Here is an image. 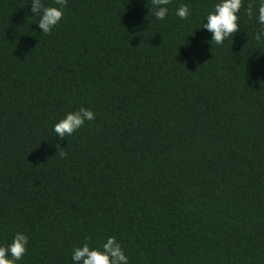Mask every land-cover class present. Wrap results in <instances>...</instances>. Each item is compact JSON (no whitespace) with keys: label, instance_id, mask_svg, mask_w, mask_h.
<instances>
[{"label":"trees","instance_id":"obj_1","mask_svg":"<svg viewBox=\"0 0 264 264\" xmlns=\"http://www.w3.org/2000/svg\"><path fill=\"white\" fill-rule=\"evenodd\" d=\"M215 2L160 21L151 0H67L45 34L31 0H0V244L28 235L18 264L109 236L129 264H264L261 25L244 0L232 41L207 43ZM81 106L95 119L57 137Z\"/></svg>","mask_w":264,"mask_h":264},{"label":"clouds","instance_id":"obj_2","mask_svg":"<svg viewBox=\"0 0 264 264\" xmlns=\"http://www.w3.org/2000/svg\"><path fill=\"white\" fill-rule=\"evenodd\" d=\"M170 2L171 0H151V15L156 20H164L169 13ZM66 4L67 0H55L54 5L46 6L44 0H31L30 11L38 17L35 23L40 32L47 34L60 22ZM243 4L244 0H216L212 10L207 12L197 28L210 34L207 43L222 45L228 38L232 41L234 34L240 29L238 14ZM245 11L250 18L255 15L257 23L261 25L254 34V39L264 42V0H255V9L250 4ZM189 15L190 8L186 3H181L175 10V16L181 20L187 19ZM93 119L95 113L90 108L81 106L77 110L66 112L52 125V131L57 137L64 139L84 125L85 121ZM28 244V235L22 231L16 232L10 243L0 244V264H18L25 256ZM71 260L73 264H129V257L114 236L107 237L99 247H92L87 242L73 247Z\"/></svg>","mask_w":264,"mask_h":264}]
</instances>
